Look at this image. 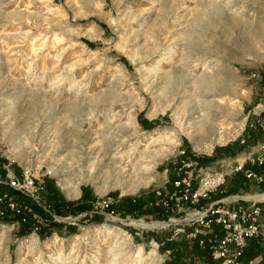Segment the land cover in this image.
<instances>
[{"label": "rangeland", "instance_id": "rangeland-1", "mask_svg": "<svg viewBox=\"0 0 264 264\" xmlns=\"http://www.w3.org/2000/svg\"><path fill=\"white\" fill-rule=\"evenodd\" d=\"M262 144L264 0H0V160L63 218L0 219V264H190L174 182Z\"/></svg>", "mask_w": 264, "mask_h": 264}, {"label": "built area", "instance_id": "built-area-1", "mask_svg": "<svg viewBox=\"0 0 264 264\" xmlns=\"http://www.w3.org/2000/svg\"><path fill=\"white\" fill-rule=\"evenodd\" d=\"M200 170L199 183L188 180L192 174L174 182L172 199L193 209L186 214L185 224L179 222L174 237L185 235L189 244L197 241L216 264H243L250 241L264 247V144L243 159ZM230 175H241L250 190L217 196ZM0 219H13L20 226L31 223L35 231L63 221L47 199L44 180L29 171H16L1 160Z\"/></svg>", "mask_w": 264, "mask_h": 264}, {"label": "trees", "instance_id": "trees-1", "mask_svg": "<svg viewBox=\"0 0 264 264\" xmlns=\"http://www.w3.org/2000/svg\"><path fill=\"white\" fill-rule=\"evenodd\" d=\"M202 163L206 164V163H208V160H202ZM254 169H256V168H254ZM51 202H53V205L57 209V211L60 212L59 208L63 207L62 202L59 201L57 197H54ZM128 204L130 206H132L133 208L135 207L136 209H140L144 205L142 200L130 201ZM82 209H80V210H82ZM157 212H158V214H157ZM159 213H161V211H158L157 208L155 209V211L152 212V214H155L158 217H159ZM98 218H100L98 221H101V219H103L102 217H98ZM55 225H57V224H55ZM31 228H32L31 223L22 225V234H29L31 232ZM186 249H187L186 252L189 251L190 264H216L210 258L209 253L207 251H205V250L200 248L199 243L197 241H193L192 244H188V247ZM175 251H176V254H175L176 261H178V260H180L179 258L182 257V254L180 253L181 250L180 249H176Z\"/></svg>", "mask_w": 264, "mask_h": 264}, {"label": "crops", "instance_id": "crops-1", "mask_svg": "<svg viewBox=\"0 0 264 264\" xmlns=\"http://www.w3.org/2000/svg\"><path fill=\"white\" fill-rule=\"evenodd\" d=\"M252 189L256 190V188H252ZM255 244H259V243L256 241L249 242V245L246 248L243 264H264V247H262L263 250L257 249L255 250V252L252 253L250 252V248ZM249 256H251L252 258L249 259L248 258Z\"/></svg>", "mask_w": 264, "mask_h": 264}, {"label": "bare ground", "instance_id": "bare-ground-1", "mask_svg": "<svg viewBox=\"0 0 264 264\" xmlns=\"http://www.w3.org/2000/svg\"><path fill=\"white\" fill-rule=\"evenodd\" d=\"M211 117V116H210ZM200 125V124H199ZM203 128L206 129V131H212L214 130L215 128L213 127L215 125V123L213 122V119L211 121V119L209 117H206L203 119V124H202ZM217 127V126H216ZM143 155V154H142Z\"/></svg>", "mask_w": 264, "mask_h": 264}]
</instances>
